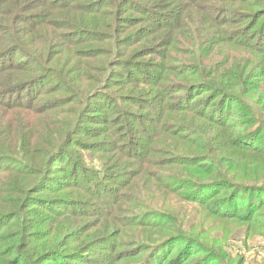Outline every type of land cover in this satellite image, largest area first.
Wrapping results in <instances>:
<instances>
[{
	"label": "trees",
	"instance_id": "trees-1",
	"mask_svg": "<svg viewBox=\"0 0 264 264\" xmlns=\"http://www.w3.org/2000/svg\"><path fill=\"white\" fill-rule=\"evenodd\" d=\"M18 1L20 4L15 0H0V114L29 117L32 121L44 117L47 124L58 128L68 127L67 115L83 107V113L74 118V124L82 120L80 128L68 132L64 142L54 147L47 157H39V169L32 166L34 158L29 154L24 156L18 144L5 141L3 134L8 133L9 127L0 129V166L8 165L15 173L11 181L4 184L7 188L0 190L3 193L0 195V226L19 224L20 240H25L27 246L37 238L45 243L59 237L62 242L55 248L44 246L40 250L37 244L32 252L31 247H23L21 264H61L57 261L64 258L72 259L74 264H208L224 257L215 242L209 245L206 238L207 232L219 223L225 225L222 230L243 229L247 239L253 236L251 231L258 230V235H264V142H260L264 134V0H243L242 4L241 0H214L227 2V7H209L214 13L206 18L207 26L202 34L188 29L190 16L199 13L189 7L196 6L198 1L175 5V13L185 7L190 9L184 31L193 34V40L192 46L183 53L189 60L171 66L168 54H158L161 51L158 47L173 43V38H167V34L160 39L163 32L179 27L162 18L160 23L165 24L157 28H163L159 31L161 36L149 40L151 45L146 48L145 55L153 53L159 58L160 62L153 68L144 70L137 64L126 67V60L120 70L116 66L102 68L100 71L105 75L95 79L88 90L77 94L67 90L73 98L55 97V105L49 108L35 106L43 101L38 86L43 83L48 86L50 81L63 85L69 77L54 67L58 65L56 60L51 59L48 66L45 58L28 50L24 38L15 36L13 20L19 13L18 21L35 31L37 20H45V10L55 8L56 1L67 11H78L79 4L76 0H52L48 9L44 0ZM108 1L103 0L101 6ZM27 4H31L29 11L40 8L39 12L22 14L27 11L23 10ZM138 4L139 9H145L141 13L151 17L152 25L147 31L153 32L155 19L161 16L153 12L152 7L145 8L135 0H114L113 3L126 9ZM219 10L222 12H217ZM97 11L90 5L87 12ZM213 17L226 27L221 31L224 37L215 32L210 21ZM126 20V16L118 18L119 25ZM87 23L90 22L86 18L79 22L61 19L57 25L63 30L73 29V34H69L71 43L73 39L87 40V37L93 40L92 31L84 28ZM112 27L116 30V21L110 24ZM206 36L208 42L218 41L217 45L223 40L224 51L218 55L212 54V48L207 45L201 48ZM105 39H108L107 34H101L100 41ZM135 39L136 35L125 40ZM179 50L174 48V51ZM203 51L206 56L202 58ZM17 53H22L25 60L16 62ZM120 71L126 83L143 87L124 95L110 94L108 89L112 87L113 78H119ZM171 73L194 80L172 79ZM49 90L50 87L47 93ZM59 92L63 91L59 89ZM105 99L112 103L109 112L104 108H108ZM58 101L63 102L62 106ZM70 103L73 105L68 110H61ZM234 108H237L236 113ZM94 111L99 112L92 115ZM84 123L102 126L82 129ZM249 125L254 128L247 129ZM80 134L102 137L86 148L90 154L101 153L93 168L87 166L83 154H79L78 162L69 152L75 142L81 144L80 140L76 141ZM53 138L57 139L55 142L61 140L59 134ZM36 143L32 142L34 146ZM67 157L71 161L69 166H56ZM56 170L70 172L69 182L62 185L60 178L54 175ZM21 174L29 176L20 179ZM141 178L171 199L180 195L179 200L195 205L196 214V209L201 213L197 214V223L190 227L176 218L170 203L159 204L161 208L153 202L138 203L144 196L136 187V181ZM69 189L75 192L74 198L55 196ZM221 190H226L225 194L216 199ZM204 213L206 218H202ZM62 216L93 218L101 228L96 236L82 237V245L77 247L80 241L73 243L76 248L67 251V245L85 231L56 227L57 219ZM160 218L162 220H155ZM163 220L167 222L163 224ZM2 241L0 234V243ZM195 249L202 255L191 260Z\"/></svg>",
	"mask_w": 264,
	"mask_h": 264
},
{
	"label": "rangeland",
	"instance_id": "rangeland-1",
	"mask_svg": "<svg viewBox=\"0 0 264 264\" xmlns=\"http://www.w3.org/2000/svg\"><path fill=\"white\" fill-rule=\"evenodd\" d=\"M20 4L18 0H15ZM27 1V0H24ZM31 0H29L30 3ZM45 7H49V1L52 0H44ZM103 0H76L79 4L78 11L71 9L67 11L63 8V5L59 6L60 1H56V6L51 11L45 10L47 18L45 20H37V28L33 31L34 28L28 26L26 23H20L18 21L19 13H17L16 19L13 20V28L15 29L16 37H23L24 43L28 47V50L39 57L45 58L47 61V65L51 66V59L56 60L58 65L54 66L59 70L66 72L67 77H69V81L61 84H54L55 81H50L39 85L40 96L42 97V102H37L35 106H43L44 108L47 106L48 108L55 105L56 99H72L73 96H69V92L77 94L78 92L83 93L88 88L95 83L93 82L95 79H101L105 72H101L102 68H109V66H116L119 68L123 67V61H127L126 67H136L135 65H142L144 70L151 69L155 65L156 62H160L157 55L153 53L150 55L147 54L146 48L151 45L149 40L152 38H158L161 36V31L163 28H158V26L164 25L165 23H160L161 19H164V22H174L175 24L179 25V27L174 28L171 31H164L160 39H162L163 35L167 34L168 37L173 38V43L170 45H166L163 47H158V54L169 55L170 61L169 64L174 66L179 64L182 60L186 61L189 60L190 57H184L183 53L187 52V48L191 47V40H193L192 35L189 34L187 31H184V25L187 24V12L188 7L183 8L180 12L175 13L173 7L177 4L186 3L189 0H135L138 3H142L141 5L146 8L152 7V11L159 14L161 17L159 19H155V26L153 28V32L147 31L148 28L152 25L150 22L151 18L149 15L145 16L146 13H141V11L145 9H139L138 5L132 6L129 8H119L118 5L114 6V0H109L108 3L102 5ZM118 1V0H117ZM125 1V0H120ZM197 5H190L189 8H196L199 10L198 14H192L190 16V20L188 22V29L192 31H197L198 34H202L206 29V18L209 19V14H213L214 12L209 10L210 6H221L227 7V2L218 3L214 0H196ZM28 2V1H27ZM26 2V3H27ZM241 4L243 0L239 1ZM11 3V2H10ZM116 3V2H115ZM14 7L16 6L15 3L12 4ZM84 5V6H81ZM92 5V9H98L97 13H88V8ZM31 4H27L23 10L25 13L24 15H35V13L39 12L40 8H36L34 10L29 11ZM103 8V9H101ZM245 8V7H243ZM246 8H248L246 6ZM103 10V11H100ZM255 11L256 9H252ZM62 11H64L62 13ZM19 12V11H18ZM201 12V13H200ZM217 12H222L219 10ZM62 13V14H61ZM57 14V15H56ZM67 14V16L63 15ZM127 17V20L123 22L121 25L118 23V18L120 17ZM60 15V16H59ZM117 15V16H116ZM56 16V17H55ZM163 16V17H162ZM1 17V16H0ZM117 17V18H116ZM85 18L90 22L87 23V26H84L87 30L92 31L93 40L89 41L90 37H87V40L73 39V42H69L71 39L70 37L73 34L69 27L68 29H61L57 25L61 19L66 20H76L79 22L80 19L85 20ZM125 19V18H124ZM53 20V21H52ZM114 21H116V30L114 27L110 28V24L114 25ZM211 23L216 28L215 32L221 36V31L224 32L225 28L223 25H220L214 17L210 20ZM10 22V21H9ZM47 22H49L46 26H44ZM56 22V23H55ZM134 22L135 26L128 25L129 23ZM218 23V24H216ZM43 25V27L41 26ZM166 28V27H165ZM213 32V29L211 30ZM107 34L108 39L104 41H100V35ZM136 35L137 39L133 41L125 40L127 37H132ZM79 36H81L80 26H79ZM221 37H224L223 35ZM202 40V39H201ZM205 40V41H203ZM202 40L203 45L212 48V54L221 53L224 51L222 46L223 40L221 45H217V42H208V37H204ZM129 41V42H128ZM179 48L178 51H174V48ZM31 48H39V52H35ZM31 49V50H30ZM89 55V56H88ZM206 56L205 51L202 53V58ZM16 62L24 61V56L22 53H17L14 55ZM192 59H190L191 61ZM50 62V63H49ZM28 67V66H26ZM170 72H167L169 74ZM121 74L123 71H120L117 76L119 78H113L111 83V88L108 89L110 94L113 95H124L126 93L131 92L132 90L136 89L137 87L143 86H135L128 84L121 78ZM172 79H185L184 75H174L175 73H171ZM192 77H187V81H192L194 79H190ZM165 83L164 81L162 82ZM44 85V87H43ZM48 87L50 90L47 93ZM59 89L63 92H59ZM143 90H147L146 88H142ZM69 92H68V91ZM45 92V93H44ZM44 93V94H43ZM89 93V91H87ZM86 93V94H87ZM83 95V94H82ZM205 94L202 95L204 97ZM56 97V99H54ZM105 103H108V108L105 106L104 108L109 109L112 108L111 101L105 99ZM23 103V102H22ZM60 105L63 104L58 101ZM73 105L72 103L61 107V110H68V108ZM102 103L100 104V106ZM62 106V105H61ZM130 109L134 110V107L129 106ZM83 107H77L76 113L73 115H67L66 123L69 124L68 127H53L47 124V118H35L29 120V117H15L13 115H1L0 114V129L6 130L9 127V131L7 134L4 135V139L6 142H14L16 145L18 144L17 148H21L23 150L24 156L29 154L30 158H34L32 161V166L39 169L41 167L40 159L47 157L49 153H51L58 145L62 144L66 138V134L72 131L74 128H78L81 126L82 123H79L81 119L74 124V118L77 117L82 112ZM48 112H52L48 109ZM99 111H94L92 115H97ZM103 112V111H102ZM234 113L237 112V108H234ZM83 113V112H82ZM105 113V112H103ZM82 122V120H81ZM88 126L89 128H98L102 125H93V124H86L82 126V129ZM80 128V127H79ZM247 129L254 128L252 125L246 127ZM59 134L60 141L55 142L57 139H54L53 136ZM102 139L101 135L94 136L92 138L87 137V134H80L76 136V141L71 147L70 151L72 152V157L77 158L79 162V154H83L85 162H87V166L89 168H93L98 164V159L101 153H92L90 154L89 151H86L88 145L93 144L95 141ZM32 142H37L36 146L32 144ZM260 142H264V134H262ZM111 155H107V158H110ZM71 161L68 159H62L61 162H58L56 166L58 167H65L69 166ZM0 172L2 174L0 178V190L7 188L4 184L7 181H11L10 177L14 176L15 173L13 170H9L10 166L8 165H1ZM55 176L60 178L61 184H66L69 182L71 177L70 172L62 170H56L54 173ZM25 176V177H24ZM29 175L21 174L18 176L20 179H25ZM136 187L139 188L142 198L138 201L141 202H153L158 205V208H161L163 204L170 203L175 211L176 218H180L185 222V224H189L190 227L193 226L198 221L197 214L200 216L201 213L196 209L197 214L195 212V205L185 201V199H181L180 195L178 197H173L171 199L167 194L164 195L163 191L157 187L149 186V183L144 182V180L138 179L136 181ZM146 184V185H144ZM70 187V186H68ZM77 192L79 190L74 189ZM223 192L226 190H221L219 195H216V199L223 196ZM75 192L71 189L65 190L60 194H56L55 196L59 197H75L73 196ZM3 193L0 192V195ZM141 197V196H140ZM177 198V199H175ZM215 200V199H214ZM162 204V205H159ZM127 206V205H125ZM264 207V206H263ZM141 210V208H140ZM87 218V217H86ZM202 218H206V213L202 215ZM88 219V220H87ZM77 218L74 219L67 218V216H62L57 219L56 227L58 228H77L82 229L85 231L81 237H79L75 242H71L67 245V251L73 250L76 248L77 245H73V243H78L79 247L82 245L84 240H81L82 237H91L96 236L99 228L101 225L94 223L93 218L89 219ZM157 221L162 220L155 219ZM167 220H163V224H165ZM11 225V226H10ZM224 223H219L215 229L212 231H208L206 234V238L209 242V245H214L215 247L219 248L223 251L224 257L217 261H208V264H264V235H258L260 233L258 230L251 231L253 236H250L249 239L246 237V232L243 229H235L229 228L226 230H222L224 227ZM150 230V228H147ZM156 229L153 230L155 232ZM197 232V231H196ZM152 234V232H150ZM262 233V232H261ZM264 233V231H263ZM0 234L3 235V241L0 243V260L4 262V264H21L24 262L23 258L21 257L22 252L21 249L31 247L29 250L32 252L34 251L33 248L39 247V250L42 247H47L49 249L55 248L58 246V243L62 244L61 240H51L48 239L45 243H42V239L37 238V241H33L30 245H26L25 240H20L21 236V228L17 223H8L7 225L0 226ZM39 244L37 247L35 245ZM123 248H127L123 246ZM122 248V249H123ZM202 253H198L195 249L194 253L191 257V260L194 258H199ZM210 260V259H209ZM1 262V261H0ZM57 262H61V264H74L72 259L64 258L61 261L58 260ZM2 264V262H1Z\"/></svg>",
	"mask_w": 264,
	"mask_h": 264
}]
</instances>
